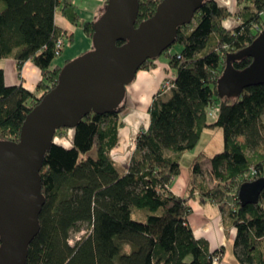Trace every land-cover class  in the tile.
<instances>
[{
	"label": "trees",
	"instance_id": "obj_1",
	"mask_svg": "<svg viewBox=\"0 0 264 264\" xmlns=\"http://www.w3.org/2000/svg\"><path fill=\"white\" fill-rule=\"evenodd\" d=\"M161 3L139 0L135 28ZM239 5L233 15L216 0H204L193 20L177 28L170 47L143 64L140 70L166 56L174 87L153 98L149 125L136 136L124 170L111 152L125 126V95L112 113H91L74 129L55 133V138L60 131L73 135L68 147L54 141L41 161L45 203L26 264H211L225 251L195 238L189 223L193 198L219 208L229 236L234 234L238 264H264V191L258 204L247 206L238 193L243 184L264 177V84L243 89L238 98L217 94L227 56L252 45L264 30V0H239ZM58 11L93 38L95 23H80L67 0H0V60L15 59L19 71L31 62L42 74L38 96L21 85L6 86L0 69V143L19 141L27 115L59 83L63 68L50 69L64 50L57 42L73 39L55 24ZM230 17L239 25L229 30L224 22ZM175 44L181 47L176 55L170 51ZM252 63L242 56L232 67L241 72ZM212 128L221 129L224 138V150L209 160L214 187L196 182L202 153L193 161L187 196L174 194L171 183L181 176L180 159ZM93 149L95 156H87ZM84 225L89 233L70 245Z\"/></svg>",
	"mask_w": 264,
	"mask_h": 264
},
{
	"label": "water",
	"instance_id": "obj_2",
	"mask_svg": "<svg viewBox=\"0 0 264 264\" xmlns=\"http://www.w3.org/2000/svg\"><path fill=\"white\" fill-rule=\"evenodd\" d=\"M204 0H162L155 14L135 28L139 0H108L95 22L93 49L63 67L59 83L27 115L17 143H0V264H26L39 231L45 203L40 172L43 156L59 129H74L91 113L109 114L123 102L126 88L143 64L163 54L177 28L190 23ZM123 40L125 44L118 46ZM251 57L238 72L232 60ZM217 81L219 98H238L243 89L264 84V30L252 45L226 58ZM264 177L243 184L239 202L258 204Z\"/></svg>",
	"mask_w": 264,
	"mask_h": 264
},
{
	"label": "crops",
	"instance_id": "obj_3",
	"mask_svg": "<svg viewBox=\"0 0 264 264\" xmlns=\"http://www.w3.org/2000/svg\"><path fill=\"white\" fill-rule=\"evenodd\" d=\"M67 1L71 2L73 5L74 12L77 14L79 22L82 24L95 23L105 12V3L107 2V0ZM216 1L219 6L225 8L229 12L231 9H233L231 5H227L222 0ZM56 13L55 24L64 32H66V35H71L73 41L71 44H69V39L67 38L64 44L62 55L58 59H55L50 67L52 70L55 67L63 68L66 63L77 59V57L86 54L88 51L93 49L92 39L84 33L83 27L70 24V22L65 17H63L59 11ZM238 25L239 21L235 20L234 17H230L224 22L225 28H229V30L234 29ZM0 69L4 73V82L6 86L12 87L21 85L31 93L37 94L38 96L42 94V92L37 89L38 84L42 81V74L40 69H38L33 63L26 62L19 71L15 59H2L0 60ZM170 75L173 76L174 74L169 64H167V58L165 61H161V58H159L155 60L149 68L140 70L136 74V78L133 80V82L127 86L124 99L129 102V105L126 103V108L124 109L122 119V121L125 123V127L124 129L118 131V138L120 139L122 136L123 142L125 141L128 144L130 142L129 140L131 139H129V136L135 134L133 132H136V130H138L143 124L146 125V122H148L147 108L151 104L155 94L161 89V85L165 81L166 77ZM132 127H134L133 130ZM129 158H131V156ZM126 162L127 160L125 162L123 161V163L122 161H115L114 163L124 170L127 167ZM190 179L191 176L186 180L181 179L176 186H174V181L176 179L173 180L171 183V190L174 192V194L180 197L187 196V187L189 185L188 183ZM189 205L192 208V214L189 218V223L191 228H193L195 238L207 240L210 245V249L212 250H217V248L220 247H224L226 249V244L228 242L227 239L228 237L230 238V236L227 238L224 236L222 215L218 214L216 219L211 221L205 213L206 204H202L197 199L193 198V200L189 202ZM195 209H197V212H200L201 217L198 221L193 219V213ZM231 234L233 235L232 232ZM223 257L225 259L226 251L223 254Z\"/></svg>",
	"mask_w": 264,
	"mask_h": 264
},
{
	"label": "rangeland",
	"instance_id": "obj_4",
	"mask_svg": "<svg viewBox=\"0 0 264 264\" xmlns=\"http://www.w3.org/2000/svg\"><path fill=\"white\" fill-rule=\"evenodd\" d=\"M222 1H224V3H226L227 5H231L233 7V9H231V11H230L231 14H236V12H238V10H240L239 0H222ZM65 38L67 40V37H65ZM180 48L181 47L178 44H175V46L172 47L170 49V51L172 52V54L176 55V53H179ZM160 58H161V61H165V59L167 57L162 56ZM170 77H172V75L166 77L163 84L166 81H168ZM163 84L161 85L162 86L161 89L155 95H158L161 92L163 94H165L166 96L168 95L167 94L168 90L164 91ZM154 98H155V96H154ZM126 103H127V105H129V102H127V100H125V105H126ZM147 120H148V122H146V125L143 124L138 130H136V132H133L135 134L129 136V139L130 138L131 139L130 140L128 139L130 141V142L128 141L129 142L128 144L125 141L123 142L122 136L120 139H118L117 147L114 149L113 152H111L113 161L115 159V161H120V162L122 161V163H123V161L125 162L127 160L126 164L128 166L130 159H131L129 157L130 156L132 157L134 155V153L132 151H134V148H135V142H134L135 138L139 133H141L143 130H145L148 127L149 122H150L149 117ZM263 124H264V117H263ZM133 128L134 127H132V130H133ZM121 129H124V128H121ZM121 129H119V130H121ZM72 135L73 134L71 131H60L58 133V136L54 139V141L56 143H59L61 145L68 147L69 146L68 144L72 138ZM223 142H224V138H223V134H222L221 129L212 128V129L204 130L201 134L199 143L193 149H191V151L186 152L182 156V158L180 159L179 162L181 164V173L182 174L179 178H177L174 181L175 182L174 186H176L180 182L181 179L186 180L187 178H189L192 175L191 167H192L193 161L199 154L203 153L205 155V157H204L203 162L201 164V172L202 173L197 177L196 182L204 183L205 185H207L209 187H214L215 183H214V180L212 178V172H211V166H210L209 160L211 157H213L214 154L221 153L224 150L223 149ZM87 156H95V149H93L90 153H88ZM117 167L120 168L118 165H117ZM205 213H206V216H208L211 221L216 219V216L218 214H220L218 207L216 205L214 206L210 203H206ZM193 217H194L193 219H195L196 221H198L200 219V217H201L200 212H197V209L194 210ZM225 223H226L225 218H223L224 236L227 238L229 236V233L227 231L229 229V227H227L225 225ZM88 231H89L88 226L84 225L83 227H81L79 233L88 234L89 233ZM84 234H83V236H84ZM78 235L79 234L73 233L72 238H74L75 236L77 237ZM231 235H230V238L228 237V239H227L228 242L226 244V249L224 247H220V248H223L224 251H226V257L224 259L223 254H222V256H219L218 260H220V261L218 264H238L237 260L235 259V256L233 253V248H232L233 240H234L233 239L234 234L232 236Z\"/></svg>",
	"mask_w": 264,
	"mask_h": 264
},
{
	"label": "built area",
	"instance_id": "obj_5",
	"mask_svg": "<svg viewBox=\"0 0 264 264\" xmlns=\"http://www.w3.org/2000/svg\"><path fill=\"white\" fill-rule=\"evenodd\" d=\"M60 1H63V0H60ZM263 31L262 30H260L259 31V34L260 33H262ZM65 41H66V38H63V39H60L58 42H57V47H58V49L59 50H61V49H63L64 48V44H65ZM173 81H174V77L172 76V77H170L169 78V80L168 81H166L164 84H163V89H164V91L165 90H171L173 87H174V85H173ZM77 234H79L77 237L75 236L74 238H71L70 240H69V244L70 245H74V242L75 241H78L82 236H83V234L84 233H77ZM81 235V236H80ZM219 256H217V257H215V258H213V259H211V264H218L219 263V261L220 260H218L219 258H218Z\"/></svg>",
	"mask_w": 264,
	"mask_h": 264
}]
</instances>
